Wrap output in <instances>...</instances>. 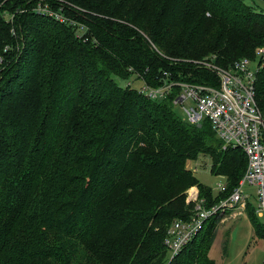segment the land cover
<instances>
[{"label":"trees","instance_id":"trees-1","mask_svg":"<svg viewBox=\"0 0 264 264\" xmlns=\"http://www.w3.org/2000/svg\"><path fill=\"white\" fill-rule=\"evenodd\" d=\"M47 1L86 26L37 12ZM85 37V38H84ZM264 45V11L245 0H0V264H215V229L172 259L174 219H188L198 189L225 198L246 167L207 121L174 112L172 94L150 99L117 79L217 83L198 59L222 67ZM264 111V61L255 80ZM226 182L213 192L189 161ZM254 236L264 226L247 201ZM262 264H264V259Z\"/></svg>","mask_w":264,"mask_h":264},{"label":"built area","instance_id":"built-area-1","mask_svg":"<svg viewBox=\"0 0 264 264\" xmlns=\"http://www.w3.org/2000/svg\"><path fill=\"white\" fill-rule=\"evenodd\" d=\"M35 10L75 25L77 36L86 30L84 23L70 17L61 6L53 7L47 1H40ZM254 52L253 57L236 59L226 68L218 65L213 60L214 56L198 59L200 64L217 76L215 85L174 81L168 71H163L160 84L152 86L140 80L141 84L135 88L147 98L163 99L171 95L177 86L178 90L172 94V103L181 109L185 121L196 126L207 121L223 148H240L246 157L245 171L238 184L217 203L206 206L203 198L198 196L196 187L188 189L187 201L193 203L191 216L188 219H174L164 238L170 259L201 230L209 216L219 215L223 222L245 212L248 201L247 194L243 192L245 185L253 187L255 191V213L264 215V111L255 100V80L264 61V45L257 46ZM124 86L131 87V82ZM225 187L226 182L222 180L217 184L216 192L224 191Z\"/></svg>","mask_w":264,"mask_h":264},{"label":"rangeland","instance_id":"rangeland-1","mask_svg":"<svg viewBox=\"0 0 264 264\" xmlns=\"http://www.w3.org/2000/svg\"><path fill=\"white\" fill-rule=\"evenodd\" d=\"M245 1L264 11V0ZM257 58L258 56H256ZM128 81L131 82V87L134 88H137L141 84V81L138 79H117V82L122 86L126 85ZM174 112L181 119L185 120V116L178 106H174ZM204 160L206 161V165H202L199 161L191 160L188 162V167H195L194 175L198 182L210 187L215 193L217 184L222 182L223 179L210 172V159L205 158ZM192 188L195 189V187L189 189ZM243 192L247 194L249 202L253 206H256V195L253 187L245 185ZM255 215L257 220L261 224H264V215L257 212ZM221 220L222 217L219 216L215 221H211L208 224L209 228L213 227L216 231L208 251L209 257L214 260L215 264H262L264 259V239L254 236L246 212H242L240 216L235 218H227L223 222Z\"/></svg>","mask_w":264,"mask_h":264}]
</instances>
